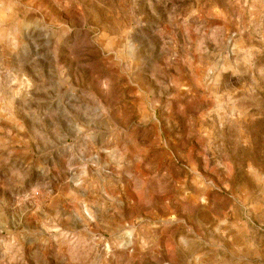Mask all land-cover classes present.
Listing matches in <instances>:
<instances>
[{
    "label": "rangeland",
    "instance_id": "rangeland-1",
    "mask_svg": "<svg viewBox=\"0 0 264 264\" xmlns=\"http://www.w3.org/2000/svg\"><path fill=\"white\" fill-rule=\"evenodd\" d=\"M0 264H264V0H0Z\"/></svg>",
    "mask_w": 264,
    "mask_h": 264
}]
</instances>
